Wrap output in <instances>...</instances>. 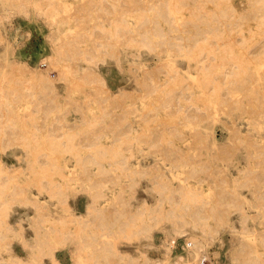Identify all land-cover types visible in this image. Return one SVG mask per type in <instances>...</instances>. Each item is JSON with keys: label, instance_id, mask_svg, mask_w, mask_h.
I'll return each instance as SVG.
<instances>
[{"label": "rangeland", "instance_id": "rangeland-1", "mask_svg": "<svg viewBox=\"0 0 264 264\" xmlns=\"http://www.w3.org/2000/svg\"><path fill=\"white\" fill-rule=\"evenodd\" d=\"M54 263L264 264V0H0V264Z\"/></svg>", "mask_w": 264, "mask_h": 264}, {"label": "bare ground", "instance_id": "bare-ground-1", "mask_svg": "<svg viewBox=\"0 0 264 264\" xmlns=\"http://www.w3.org/2000/svg\"><path fill=\"white\" fill-rule=\"evenodd\" d=\"M181 188V187H180ZM188 191V190H187ZM190 192V191H189ZM193 192V191H192ZM192 194V193H191ZM196 194V193H195ZM192 197H193V195H192ZM16 258H20L19 256H15ZM54 264H56V263H54Z\"/></svg>", "mask_w": 264, "mask_h": 264}, {"label": "built area", "instance_id": "built-area-1", "mask_svg": "<svg viewBox=\"0 0 264 264\" xmlns=\"http://www.w3.org/2000/svg\"><path fill=\"white\" fill-rule=\"evenodd\" d=\"M183 248V247H182Z\"/></svg>", "mask_w": 264, "mask_h": 264}]
</instances>
